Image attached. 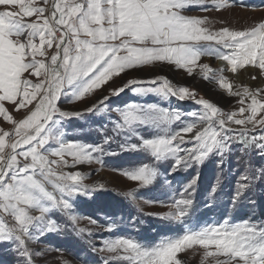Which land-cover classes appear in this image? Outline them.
I'll return each mask as SVG.
<instances>
[{
	"label": "snow or ice",
	"instance_id": "snow-or-ice-1",
	"mask_svg": "<svg viewBox=\"0 0 264 264\" xmlns=\"http://www.w3.org/2000/svg\"><path fill=\"white\" fill-rule=\"evenodd\" d=\"M211 6L221 10L232 5L229 0H213ZM208 7L209 0H0V243L15 244L24 264H33L32 257L40 255L29 247L33 237L58 227L50 213L77 220L72 200L87 194L88 188L82 173L64 169L91 161L112 139L105 136L99 145L65 140L55 131L64 118L106 112L115 135L138 137V144H127L130 150L146 151L155 162L174 158L173 169L189 160L202 161L214 151L222 155L233 141L264 155V87L234 88L223 75L244 69L251 80L264 82V20L243 30L225 26L213 31L205 26L206 17L185 14ZM205 56L223 61V67L199 63ZM157 63L175 65L189 76L201 75L237 97L239 107L224 112L207 99H196L187 87H173L166 77L129 79L114 86L121 74ZM158 81L162 86H136ZM126 88L140 95L193 99L204 111L190 113L193 119L185 122L178 110L157 105L110 108L106 101ZM97 90L102 94L83 113L59 106L63 96H71L73 103ZM21 110L22 116L15 118L13 113ZM174 121L182 126L172 129ZM141 127H154L158 134L144 138ZM50 142L57 146L48 148ZM123 174L146 186L157 170L144 164ZM261 177L264 169L242 175L236 198ZM190 203L174 200L176 211L166 218L180 220ZM194 245L203 249L209 264H264V224L224 221L151 245L117 237L105 241L99 251L126 264H184L178 254Z\"/></svg>",
	"mask_w": 264,
	"mask_h": 264
},
{
	"label": "rangeland",
	"instance_id": "rangeland-1",
	"mask_svg": "<svg viewBox=\"0 0 264 264\" xmlns=\"http://www.w3.org/2000/svg\"><path fill=\"white\" fill-rule=\"evenodd\" d=\"M212 2L213 0H209L206 11L194 9L185 14L206 17L208 24L205 26L213 31L225 26L243 30L264 20V0H229L232 6L221 10L214 9ZM218 61L220 60L215 57L205 56L199 63H207L213 69H220L222 65ZM223 75L234 88L238 84L264 87V82L251 80L249 72L244 69H239L235 74L226 71ZM237 75L245 78L243 83L236 81ZM157 76L166 77L173 87H187L195 91L196 99H207L224 112L234 111L239 107L237 97L228 95L226 90L204 80L201 75L194 73L189 76L175 65L157 63L144 66L143 70L129 71L126 76L121 74L114 78V86L118 87L129 79L150 81ZM111 84L110 81L109 85ZM136 86L159 87L162 86V81ZM101 94V90H97L84 100L73 103H69L71 96H63L59 106L64 111L83 113L85 107L95 102ZM132 103L178 110L185 122L193 119L190 113L204 111L193 99L181 101L153 92L140 95L131 88H126L106 101L110 108H122ZM13 114L15 118H20L23 110ZM115 115L114 112L111 113L112 117ZM3 126L6 129L10 127L6 122ZM181 126L179 121H174L171 125L172 129ZM112 127L106 112L64 118L57 125L55 131L68 141L99 145L103 144L105 136H112V139L103 145L102 154H93L95 158L91 161L64 169L82 173L85 177L83 184L88 188V193L78 194L72 200L73 215L77 218L75 223L61 212L53 211L49 214V219L58 227L33 237L29 247L33 252L40 253L32 257L33 264H97V258L100 260V257L110 262L109 264H126L111 260V253L99 251L105 241L117 237L140 238V244L151 245L161 239L181 235L188 229L224 221L233 224L245 221L264 224V177L253 180L250 187L236 198L241 176L246 172L254 175L255 170L264 169V155L257 150H245L240 142L233 141L230 150H225L222 155L214 151L202 161L189 160L186 165L181 164L173 169L174 158L155 162L146 151L130 150L127 144H138V137L129 139L123 135H115ZM139 133L144 138H153L158 134V129L141 127ZM56 146L54 142L47 145L48 148ZM180 155L183 156L184 153L181 152ZM144 164L154 165L157 170L153 182L146 186H141L139 182L132 181L123 174ZM181 198L191 201L186 208V215L180 220L166 218L167 213L176 211L172 207L173 201ZM92 220L96 223H91ZM79 229L85 231L81 232ZM15 247L11 242L0 243V264H24ZM178 257L184 264H209L204 260L203 249L198 245L179 253Z\"/></svg>",
	"mask_w": 264,
	"mask_h": 264
},
{
	"label": "trees",
	"instance_id": "trees-1",
	"mask_svg": "<svg viewBox=\"0 0 264 264\" xmlns=\"http://www.w3.org/2000/svg\"><path fill=\"white\" fill-rule=\"evenodd\" d=\"M145 227H147V224L145 225ZM137 234V233H136ZM139 236H141V235H139ZM133 240H135V241H137V242H140L142 239H140V238H135V239H133ZM80 260V259H79ZM95 260H96V258H95ZM105 261H106V259H103L102 257H100V260H98V258H97V264H105ZM110 262H108V264H109Z\"/></svg>",
	"mask_w": 264,
	"mask_h": 264
},
{
	"label": "bare ground",
	"instance_id": "bare-ground-1",
	"mask_svg": "<svg viewBox=\"0 0 264 264\" xmlns=\"http://www.w3.org/2000/svg\"><path fill=\"white\" fill-rule=\"evenodd\" d=\"M218 62H219V64L221 63V65L223 67L224 62H222V61H218ZM235 79H236L237 82L243 83L245 78L243 76H241V75H237Z\"/></svg>",
	"mask_w": 264,
	"mask_h": 264
}]
</instances>
